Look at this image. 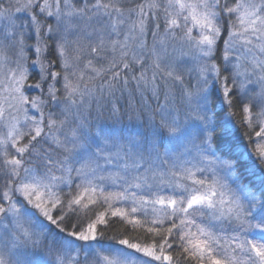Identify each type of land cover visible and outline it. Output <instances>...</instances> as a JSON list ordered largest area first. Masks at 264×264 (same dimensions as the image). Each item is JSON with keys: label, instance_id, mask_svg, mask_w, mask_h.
<instances>
[{"label": "snow or ice", "instance_id": "6c2138e0", "mask_svg": "<svg viewBox=\"0 0 264 264\" xmlns=\"http://www.w3.org/2000/svg\"><path fill=\"white\" fill-rule=\"evenodd\" d=\"M0 264H264V0H0Z\"/></svg>", "mask_w": 264, "mask_h": 264}, {"label": "trees", "instance_id": "16d2710c", "mask_svg": "<svg viewBox=\"0 0 264 264\" xmlns=\"http://www.w3.org/2000/svg\"><path fill=\"white\" fill-rule=\"evenodd\" d=\"M235 119L238 122L240 119L239 115H237L235 117ZM245 131H246V129L244 127H240L238 134H242ZM253 137H254V132L252 133V140H253ZM242 142H243V144L248 145L249 150L251 149L252 145L248 144V140L246 138L243 139ZM99 210L103 211V208L101 207V208H99ZM197 222L200 223L201 221L198 220ZM204 223H206V222H204ZM168 226H169V222L166 221L164 227L166 228ZM123 230H124V225L120 222L119 218L110 217V222H109L108 226L107 227L101 226V231H103L105 233L104 239L101 242L109 243L111 237L116 236L117 234L121 233ZM172 242L175 243V240H173ZM174 251H175V249H174Z\"/></svg>", "mask_w": 264, "mask_h": 264}, {"label": "rangeland", "instance_id": "374dc122", "mask_svg": "<svg viewBox=\"0 0 264 264\" xmlns=\"http://www.w3.org/2000/svg\"><path fill=\"white\" fill-rule=\"evenodd\" d=\"M33 95H35V93H33ZM36 115H38V114H36ZM127 119V117L125 116V120ZM258 130V129H257ZM4 131H6V130H4ZM257 138L255 137V135H254V137H253V141H255ZM65 191H67V189H65ZM149 211H151V209L149 208ZM100 243L101 244H104V245H106L107 243H103V242H101L100 241Z\"/></svg>", "mask_w": 264, "mask_h": 264}]
</instances>
